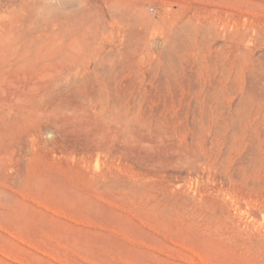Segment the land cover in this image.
Masks as SVG:
<instances>
[{"label": "rangeland", "instance_id": "obj_1", "mask_svg": "<svg viewBox=\"0 0 264 264\" xmlns=\"http://www.w3.org/2000/svg\"><path fill=\"white\" fill-rule=\"evenodd\" d=\"M23 1L19 53L87 38L67 105L0 106V264H264V0Z\"/></svg>", "mask_w": 264, "mask_h": 264}, {"label": "bare ground", "instance_id": "obj_2", "mask_svg": "<svg viewBox=\"0 0 264 264\" xmlns=\"http://www.w3.org/2000/svg\"><path fill=\"white\" fill-rule=\"evenodd\" d=\"M8 8L10 9H7L8 12L0 14V106L23 115L45 110L48 107V101L56 103V107L52 106L53 110L60 109L61 106H65L63 104H66L72 92L70 82L55 81L56 83L53 84L43 80L42 77L47 70L56 65H62L64 73L78 70V67L82 66L79 58L81 41H85L87 37L84 35L80 39L82 33L67 23L49 25L45 31H42L43 36L39 40H33V48L29 54L27 49L19 53L17 48L7 44L6 39L3 40L4 35L9 32L8 27L19 19L17 17L19 9L14 6L12 9ZM6 28L8 31L3 35ZM89 62L97 63V60L91 57ZM78 72L76 71L75 75ZM87 78L89 80V76ZM85 79L84 75L81 77L79 75L77 78V80ZM58 93L61 94L58 95ZM64 120L72 121V124L75 122L73 115H66Z\"/></svg>", "mask_w": 264, "mask_h": 264}]
</instances>
